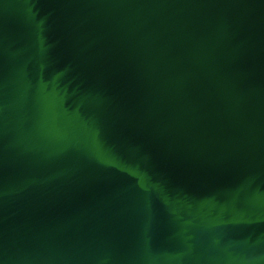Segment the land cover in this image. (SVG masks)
<instances>
[{
  "label": "water",
  "instance_id": "water-1",
  "mask_svg": "<svg viewBox=\"0 0 264 264\" xmlns=\"http://www.w3.org/2000/svg\"><path fill=\"white\" fill-rule=\"evenodd\" d=\"M0 264H264V0H0Z\"/></svg>",
  "mask_w": 264,
  "mask_h": 264
}]
</instances>
